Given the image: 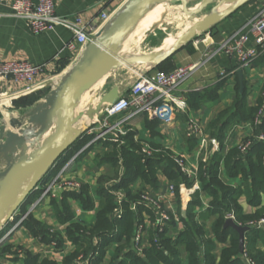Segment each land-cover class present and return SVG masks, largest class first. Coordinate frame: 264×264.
<instances>
[{"label":"crops","instance_id":"1","mask_svg":"<svg viewBox=\"0 0 264 264\" xmlns=\"http://www.w3.org/2000/svg\"><path fill=\"white\" fill-rule=\"evenodd\" d=\"M31 1L36 3L38 0ZM53 1L56 14L70 18L81 17L85 30L97 31L102 24L101 14L112 15L125 0ZM9 3L10 0L0 3V58L27 60L33 64L46 63L45 75L63 72L78 59L82 49L65 47V43L73 36L69 29L56 25L52 31L33 33L26 20L12 14ZM263 6L264 0L245 1L208 30L182 44L172 55L155 67V69L167 71L176 65H197L190 77L180 86L187 103L185 111L173 112L172 118L168 122L151 117L147 113H140L118 126L125 133L129 128L133 132L134 140L138 141L141 147L148 146L152 152L156 151L155 147H159L171 153L180 154L184 157L188 169L195 170V173L186 176L190 184L183 183L187 187H191L196 182L199 188L186 198L185 203H182L177 191L174 193L169 191L168 185L173 183L162 172L164 163L156 170L157 180L154 186L146 183L141 177H137L131 182L130 190L133 193L145 191L163 202L165 208L173 215L165 225L166 233L172 239L184 230L183 218L186 217V212L190 208L194 220L204 226L205 238L213 241L211 253L216 256V260H218L221 250L228 246L229 239L220 242L214 235L212 227L218 215L211 210L212 196L208 189L203 188L200 177L201 170L206 163H210V165L216 163L218 179L229 187L241 190L237 201L243 212L247 214L254 212L256 207L247 202L246 189L250 182L240 172L234 173L233 165L237 159L242 161L245 159L242 152H238L236 149L238 143L243 139L253 137L258 128L237 120V117H230L223 130L216 134L215 126L211 124L221 112L232 106L237 92H245L244 106L246 108L258 106L264 99V51L258 53L249 66L238 67L234 58L218 49V45L230 40L232 36L241 31ZM152 13L148 15L154 16ZM160 25L161 23L156 19L154 23L146 24V28H135L128 32L122 42L124 43L128 38L130 43L138 44L148 33L154 32V28H159ZM239 70L242 71L240 76ZM222 71L225 75L220 74ZM111 86L112 84L109 83L105 86L101 84L94 88L92 94H95V97L98 96V93L102 95ZM0 90L7 92V95L1 99L0 122L7 121L10 117L29 110L49 91L44 88L25 92L20 84H15L11 80L1 83ZM91 100L90 103L83 100L86 104L82 103L79 109L95 105L94 102L97 98ZM124 116L123 114L111 117L110 123H116ZM189 119L198 125L201 132L188 135ZM82 120L85 121L86 118ZM95 124L93 125L98 127V123ZM7 128L10 129L8 125ZM97 132L99 130L91 133V138L87 142L91 141V143L86 148L82 149L84 147L82 145L78 149L75 146L76 143L72 146L73 155L77 154V157L64 176L81 182L80 188L75 190V196L64 199V191H55L53 195L41 196L42 189L37 188L27 197L24 203V205L27 203V208L25 209L23 205L14 213L11 221L8 220L2 226L0 229V264H25V259L28 256H35L36 264L44 258L60 264L67 255L74 251L75 245L66 236V226L72 221L83 227L92 226L101 201L100 188L111 185L121 173L119 164L112 165L103 161L102 157L112 149L109 137H118L124 134L112 130L105 133L103 138L94 139ZM202 138H205L204 144L200 142ZM66 154L63 153L59 161ZM64 200L68 204L70 220H65ZM260 203L264 205L262 192H260ZM23 209L26 211L22 214ZM28 214L45 225L49 233H58L62 238L61 245L56 246L55 241L44 242L40 236L30 233L22 225V222L16 225L22 215L26 217ZM229 217L236 222L234 216ZM253 221L256 219L248 221L247 225L253 230L260 229L261 234L253 248L264 254V225L257 226ZM9 223L11 225L8 227ZM236 223L241 225L239 222ZM153 231L154 229L148 226L142 236L141 243L144 251L150 247L155 234ZM251 233L249 230L244 235L242 250L238 249L241 253L244 248H248L246 240ZM124 251H126L124 238L112 242L105 249L103 264H129V258L123 256ZM181 258L179 264H186V256L183 255ZM85 261L90 262V256L84 255Z\"/></svg>","mask_w":264,"mask_h":264},{"label":"trees","instance_id":"2","mask_svg":"<svg viewBox=\"0 0 264 264\" xmlns=\"http://www.w3.org/2000/svg\"><path fill=\"white\" fill-rule=\"evenodd\" d=\"M244 98V91L237 92L232 106L215 118L211 125L215 126L214 130L216 134L223 130L230 117H237V120L255 125L258 128L257 133L262 132L264 134V99L260 105L246 108L244 106ZM260 108L262 109L259 122L254 124V118ZM90 135L82 134V137L76 140L75 146L78 149L82 145L84 146L91 138ZM118 137L121 142L109 140L112 149L102 158L103 161H107L112 165L119 164L121 173L111 185L100 188L101 201L92 226L87 228L73 221L68 223L66 226V236L75 245V249L60 264H74L75 258L79 253L90 256L89 264H103L106 247L114 241H120L122 238H124L126 246L123 256L129 258V264H179L183 255L187 258L186 264H245L246 262L243 258L244 252L255 264H264V254L253 248L254 243L261 237L260 229L256 228L253 230L252 227L247 225V222L250 220L264 218V205L260 203V192L264 194V141L253 140L250 147L242 153L245 159L243 161L237 159L233 165L234 173L240 172L250 182L246 193L248 204L256 207V210L252 213H244L238 204L237 199L241 190L229 187L218 179V165L216 163L212 165L206 163L202 167L200 177L203 188L209 190L212 196V200L210 201L211 210L218 215L212 227L214 235L220 242L229 239L228 246L221 250L220 256L216 260V256L211 253L214 243L209 238H205L206 231L204 226L194 220V215L190 208L186 212V217L183 218L185 223L184 230L175 238L172 239L166 233L165 225L167 222L163 226L162 231H153L155 234L153 235L150 247L145 251L143 250L142 255H138L136 250L132 248L130 239L135 230V221L138 217L141 218V213L135 214V212L129 209L128 203L131 200L137 199L140 193L145 191L131 192V182L137 177H141L146 183L154 186L157 180L155 175L156 170L162 163H164L162 172L172 181L176 191L180 183L185 182L186 184H190V181L174 163L170 156L171 152L168 150L155 147L156 151L152 152L150 156L142 161L141 144L134 140L133 132L127 128L126 133ZM73 145L64 152L67 154L61 161H59L60 158L57 160L55 166L52 167L53 170L51 168L45 175V178L54 176L61 166L73 155ZM236 149L240 152L237 147ZM115 192H121L124 196L123 213L119 218L113 215V209L116 206ZM63 194L65 199L75 196L76 192L75 190H67ZM63 206L65 220H70L68 204L65 200L63 201ZM142 210L151 214L150 211L140 205L139 212ZM25 211L23 209L21 213L23 214ZM229 216H234L236 222L248 226L247 231L251 230L252 232L246 240L248 248H244V252L242 253L238 250L237 233L231 227L224 225L226 217ZM22 225L33 235L40 236L44 242L50 243V241H55L58 247L62 243V238L58 233H49L45 225L34 219L31 214H28L23 219ZM247 231H245L244 235L247 234ZM3 250H6V248H3ZM25 264H36V257L28 256L25 259ZM38 264L59 263L44 258Z\"/></svg>","mask_w":264,"mask_h":264},{"label":"water","instance_id":"3","mask_svg":"<svg viewBox=\"0 0 264 264\" xmlns=\"http://www.w3.org/2000/svg\"><path fill=\"white\" fill-rule=\"evenodd\" d=\"M245 1L247 0H218L209 14L194 21L189 31L177 38L161 56H154L149 52L144 56L123 59L119 52L121 40L148 9L158 4L178 3L181 5V11L192 20L215 2L197 0L193 6L196 3L198 5L193 10L188 6L190 0H125L97 31L94 38L82 48L78 59L63 71L57 85L50 89L42 100L29 110L0 122V229L24 205L27 197L37 189L39 181L55 166L63 153L90 125L96 123L106 104L118 97L124 88V82L122 85H112L98 98L95 105L78 108L81 97L85 93L90 95L93 92L92 86L98 80L104 78L102 84L112 81L114 70L121 66L118 63L119 58L125 60L127 65L134 62L139 65L150 63L140 65L139 71L146 67L155 68L182 44L208 30ZM223 2L231 5H226V9L218 13L216 8ZM164 26L167 30L171 23ZM132 60L134 62H131ZM241 73L239 70V76ZM83 118L86 120H82ZM224 225L237 233L241 251L244 233L249 227L237 224L230 217L225 219Z\"/></svg>","mask_w":264,"mask_h":264},{"label":"built area","instance_id":"4","mask_svg":"<svg viewBox=\"0 0 264 264\" xmlns=\"http://www.w3.org/2000/svg\"><path fill=\"white\" fill-rule=\"evenodd\" d=\"M5 1L0 0V3ZM9 6L14 16L27 21L33 33L52 31L56 25L69 29L73 36L65 43V47L68 49H82L94 38L97 31L101 29L87 31L81 17L75 16L70 18L56 14L53 0H38L36 3H33L31 0H10ZM110 16L111 14L109 13L101 14V27L108 21ZM218 46V49L223 53L234 58L238 67L249 66L258 53L264 51V6L246 23L241 31L232 36L230 40H226ZM196 66V64L176 65L168 72L149 67L140 71L138 70L137 75L132 78L126 88L124 85L118 97L113 102L106 104L105 108L101 110L96 120L98 127H95L97 124L90 125L83 134L90 135L95 130H99L94 139L103 138L105 133L112 130L125 134L118 127L119 124L140 113H147L151 117L168 122L172 118L173 112L186 110L187 103L180 90V86L190 77ZM46 68V63L33 64L27 60L0 58V84L11 80L15 84H20L25 92L44 88L50 90L57 85L63 72L45 75ZM220 74L225 75L224 71L220 72ZM122 83L117 85H122ZM6 95V91L0 90V104L1 99ZM100 96L101 94L98 93L96 98L98 99ZM261 109H259L254 118V124L259 122ZM123 114L125 116L118 122L110 123L111 117ZM187 132L188 135H192L201 132V129L193 120L189 119ZM109 140L121 142L119 137L116 136L109 137ZM253 140L264 141V134L260 132L251 138L241 140L237 145L238 150L242 153L245 152ZM200 142L204 144L205 138H202ZM90 143L91 141L84 145L82 149L86 148ZM141 154L143 156L142 161H144L145 158L152 154V149L148 146H143L141 147ZM170 156L185 176L195 173V170L191 171L188 169L182 155L171 153ZM76 157L77 154L72 155L54 176L50 178H45L46 176H44L39 181L36 187L42 189L41 196L53 195L55 191L63 192L80 188L81 182L79 180L64 176V173L69 169ZM198 188L199 185L196 182L191 187L180 183L177 187V193L182 203H185L187 201L186 198ZM168 189L172 193L176 191L173 184H169ZM123 198V193L115 192L116 206L113 209V215L116 218L121 217L123 213ZM140 205L150 211L151 214L145 210L139 212ZM128 207L135 214L137 213V215L141 213V218L138 217L135 221V230L130 243L137 254L142 255L143 246L141 240L146 228L149 226L155 232L162 231L163 226L171 220L173 215L165 208L159 198H155L146 192L140 193L137 199L131 200L128 203ZM24 218L25 215H22L16 225L21 223ZM253 222L257 226H262L264 225V218ZM243 258L247 264H255L245 252L243 253ZM75 264H89V262H84V255L79 254L76 257Z\"/></svg>","mask_w":264,"mask_h":264},{"label":"bare ground","instance_id":"5","mask_svg":"<svg viewBox=\"0 0 264 264\" xmlns=\"http://www.w3.org/2000/svg\"><path fill=\"white\" fill-rule=\"evenodd\" d=\"M198 3H196V5H192L190 7V9L195 10L197 7ZM226 5H230L229 3L223 2L219 7L216 8V11L218 13H221L222 11H224L226 9ZM167 7H173L175 8V11L173 9L170 10V14H168L166 11L165 13H162L160 11V9L162 8H167ZM194 7V8H193ZM153 12V13H152ZM149 13L154 14V16L152 15H148ZM201 16L195 17L192 20L188 19V15L184 14L181 11V5H176V6H171L168 4H158L156 6H153L152 8L148 9L146 12H144L140 18L138 19V21L135 23V25L128 31L130 32L131 30L133 31L135 28L136 29H141V28H146V24L148 23H154L156 19L159 20V23H161L160 25V29H164V25L168 24V23H172L173 21L177 22L176 23V32L175 33H171V32H167L165 37L163 38L162 42L156 46L155 48H153V50L151 51V54L154 56H161L163 53H165V51L170 48L173 44V42L181 37L183 34L187 33L190 29V26L192 25V23L198 19H200ZM165 19V20H164ZM153 20V21H152ZM161 20H164L161 22ZM152 21V22H150ZM165 23V24H164ZM148 28H150V26H148ZM165 30V29H164ZM128 32L126 34H128ZM126 34L124 35V37L121 40V45H120V53L123 55V59L125 58H132L133 56L128 55V50L130 49V40L128 41V38L126 39V41L123 43L122 41L124 40ZM121 58H119L118 63L121 65H125L127 66V64L125 63V60H123ZM131 62H134L133 60ZM136 63V62H134ZM144 65H150V63H143ZM140 64V65H143ZM104 82V78L98 80L93 86H92V90L94 88H96L97 86L101 85ZM89 98V93H85L82 97H81V101H80V105L78 108H80V106L82 105V103H85L83 100L87 101V99ZM94 97L91 96V98L89 99V101H91V99H93ZM98 99L96 100L97 103ZM86 104V103H85ZM94 105V104H93ZM8 119V118H7ZM53 170V168H52ZM51 170V171H52ZM11 221V220H10ZM8 226V225H7ZM2 230H1V234H2Z\"/></svg>","mask_w":264,"mask_h":264},{"label":"rangeland","instance_id":"6","mask_svg":"<svg viewBox=\"0 0 264 264\" xmlns=\"http://www.w3.org/2000/svg\"><path fill=\"white\" fill-rule=\"evenodd\" d=\"M196 1L197 0H190V2L188 3V6H192ZM176 5H179V4L178 3L171 4V6H176ZM215 5H216V0H215V2L211 3L206 8H204L199 13V16H204L206 14H209L211 8ZM171 9H173L175 11V8H173V7L162 8V9H160V11L162 13H165L166 11H168L167 13L170 14ZM164 20H161V22ZM176 23L177 22L173 21L171 23V27L167 30H164V29L162 30L160 28L155 29L154 32L148 33L141 41L138 42V44H136L135 42H131L129 45L130 49L127 52L128 55L133 56V57L147 55L149 52H151L153 50L152 48H155L156 46H158L162 42V40L165 37L167 32H171V33L176 32ZM138 68H140V65L137 63L136 64L132 63V64L127 65V66H125V65L118 66L112 74V78H113L112 83H109V84L114 85V84H119L121 82H124V85L127 86L131 82L132 78H134L137 75ZM102 85L105 86V84H102ZM92 93L89 95V98L87 99V101H85L86 103H90L89 99L91 98V96L96 98L95 94H92ZM24 208L25 209L27 208V203L24 205ZM10 225H11V223L8 224V227Z\"/></svg>","mask_w":264,"mask_h":264}]
</instances>
